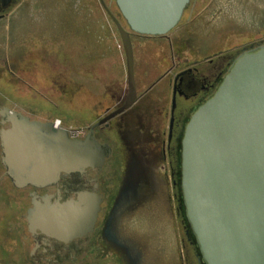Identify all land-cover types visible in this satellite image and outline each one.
Segmentation results:
<instances>
[{
    "label": "rangeland",
    "instance_id": "1",
    "mask_svg": "<svg viewBox=\"0 0 264 264\" xmlns=\"http://www.w3.org/2000/svg\"><path fill=\"white\" fill-rule=\"evenodd\" d=\"M105 1L126 26L115 0ZM210 2H198V15L188 25L181 22L170 38H132L138 90L163 71L166 85L186 66L184 58H198L202 70L211 69L208 60L219 51L264 35V0ZM125 59L120 33L100 0H18L0 17V97L33 119L60 123L74 138H84L93 123L122 104ZM150 107L144 114L135 108L105 127L114 137L120 175L99 237L109 231L107 244L124 251L117 262L109 260L114 264L184 263L169 160L155 159L151 134L141 135L135 126L138 118L166 120ZM102 250L97 245L91 251Z\"/></svg>",
    "mask_w": 264,
    "mask_h": 264
},
{
    "label": "water",
    "instance_id": "2",
    "mask_svg": "<svg viewBox=\"0 0 264 264\" xmlns=\"http://www.w3.org/2000/svg\"><path fill=\"white\" fill-rule=\"evenodd\" d=\"M100 2L126 54L127 98L94 123L86 139L71 138L54 122L11 114L12 123L3 130L5 152L16 169L13 177L25 184L45 186L63 172L99 165L104 145L93 136L95 129L107 126L139 99L133 35L168 36L180 25L191 0H115L127 27L105 0ZM176 93L174 86L169 139ZM181 146L186 216L206 264H264V46L237 56L213 95L192 113ZM81 203L61 205L56 213L49 206L32 209L30 229L54 236L55 224L60 223L75 236L90 232L99 208H83Z\"/></svg>",
    "mask_w": 264,
    "mask_h": 264
},
{
    "label": "flooded vegetation",
    "instance_id": "3",
    "mask_svg": "<svg viewBox=\"0 0 264 264\" xmlns=\"http://www.w3.org/2000/svg\"><path fill=\"white\" fill-rule=\"evenodd\" d=\"M17 1L14 0L13 3L5 4V0H0V17L6 16ZM200 1L209 4L211 0H191L193 2L191 15L189 14L190 18L186 21L182 19L183 24L188 25L193 17L198 15L197 5ZM213 1L210 3L212 4ZM260 46H264V35L239 44L235 49L219 51L215 54V58L208 60L213 65L211 69L202 70L199 65L203 64V61H199L198 58H195L192 63H189L188 58H184L186 66L180 68L173 78L172 108L173 87L176 86L177 88L176 107L174 109L175 120L173 136L172 139H169L168 136V146L165 148L164 154L171 166L169 176L173 184L170 198L175 201L177 209L183 264H206L197 237L186 216L181 186V170L178 168L179 147L177 144L184 128V121L191 110L198 106L211 91L215 90L225 74L226 68L228 66L230 68L239 54ZM216 60L218 62L214 63ZM176 76L178 77L175 82ZM13 113L28 116L31 121H41L33 119L22 111L12 109L0 97V264H114L112 261L109 262L112 259L117 262L124 251L111 242L107 244L109 231L99 237L104 207L114 197L120 175L118 173L119 159L112 144L114 137L106 135V125L97 127L93 134L104 145V155L100 157L99 165L87 166L82 172H63L56 181L40 186L32 183L25 184L23 181L16 180L13 177L16 169L8 164L3 130L12 123L10 115ZM90 128L87 135L82 139H86L90 135ZM70 137L75 139L71 135ZM25 198L27 199L26 205L23 203ZM70 202L73 204L82 202L83 208L97 204L99 208L97 220L90 232L75 236L73 232H69V229L64 230L63 224L60 223L55 224L54 236L38 229H30L29 213L32 209L49 206L56 213L59 206ZM97 245L103 250L100 253L99 251L93 253L91 250Z\"/></svg>",
    "mask_w": 264,
    "mask_h": 264
},
{
    "label": "crops",
    "instance_id": "4",
    "mask_svg": "<svg viewBox=\"0 0 264 264\" xmlns=\"http://www.w3.org/2000/svg\"><path fill=\"white\" fill-rule=\"evenodd\" d=\"M106 11V10H105ZM133 38H137L140 40H152V39H161V38H170L168 36H162V37H151V36H144V35H138L134 34ZM135 47V46H134ZM170 63V60H169ZM125 66H126V83H127V91L124 94V99L122 104L125 102L127 95H128V77H127V65H126V59H125ZM169 68V67H168ZM170 72V70H168ZM165 71H163L150 86L146 88V90L140 91L138 90L139 99L137 102L128 110L125 112L119 114L115 118H113L111 121L124 116L128 112H130L133 109L138 108V113H147L150 112V106H153V108L158 110L161 114L166 117V120L164 121V118L160 119L159 117L155 116L154 119H151L150 121H146L145 119L138 118L135 122L136 128L139 129V134L145 135L150 133L152 136L151 140L153 145L155 146V152H152V156L157 159V157H161L162 159H166L165 148L168 146V136H169V129H170V123L172 118V108L169 110V106H171V87L173 84V80L169 79V81L166 82V85L162 83L163 78L165 77ZM168 93H170V96L168 97ZM121 104V105H122ZM120 105V106H121ZM118 106V107H120ZM117 107V108H118ZM117 108L111 110L110 112L116 110ZM74 110V109H73ZM109 112V113H110Z\"/></svg>",
    "mask_w": 264,
    "mask_h": 264
},
{
    "label": "trees",
    "instance_id": "5",
    "mask_svg": "<svg viewBox=\"0 0 264 264\" xmlns=\"http://www.w3.org/2000/svg\"><path fill=\"white\" fill-rule=\"evenodd\" d=\"M121 16H122V15H121ZM122 18H123V17H122ZM125 24H126V22H125ZM228 69H229V66L226 68V72L228 71ZM226 72H225V74H226ZM225 74H224L223 77L220 79L218 86H219L220 83L222 82V80H223ZM218 86L215 88V90L211 91V92L209 93V95H208L205 99H203V100L198 104V106H199L200 104H202L203 102H205L209 97H211V96L213 95V93L216 91V89L218 88ZM198 106L194 107V108L191 110V112L187 115V117H186V119H185V121H184V128H185V125L187 124L189 118L191 117L192 113L197 109ZM184 128H183V130L181 131V133H180V137H179V143H178V146L180 147V152H181V150H182L181 142H182V138H183V135H184ZM180 152H179V153H180ZM179 168H181V166H180Z\"/></svg>",
    "mask_w": 264,
    "mask_h": 264
},
{
    "label": "built area",
    "instance_id": "6",
    "mask_svg": "<svg viewBox=\"0 0 264 264\" xmlns=\"http://www.w3.org/2000/svg\"><path fill=\"white\" fill-rule=\"evenodd\" d=\"M57 126H60V123H56Z\"/></svg>",
    "mask_w": 264,
    "mask_h": 264
}]
</instances>
